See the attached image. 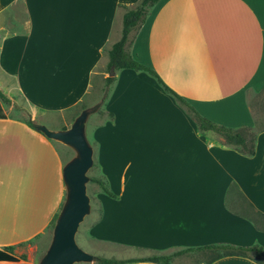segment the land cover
Masks as SVG:
<instances>
[{
	"label": "crops",
	"instance_id": "1",
	"mask_svg": "<svg viewBox=\"0 0 264 264\" xmlns=\"http://www.w3.org/2000/svg\"><path fill=\"white\" fill-rule=\"evenodd\" d=\"M138 2L0 0V30H7L0 85L12 81L37 110L75 107L120 37L124 12ZM18 4L28 24L20 30L11 17ZM130 50L202 116L229 127L254 124L249 98L264 87V0H158ZM113 78L95 137L99 174L116 196L99 194L89 237L120 250L101 257L161 264L141 259L217 243L264 247V218L257 223L249 216L254 209L264 215V131L253 156H245L216 134L199 133L152 75L122 69ZM2 108L0 248L43 233L66 192L57 141L31 118L10 117ZM151 123H165L168 133H154ZM215 254L189 250L169 264H207ZM208 264L257 263L222 256Z\"/></svg>",
	"mask_w": 264,
	"mask_h": 264
},
{
	"label": "rangeland",
	"instance_id": "2",
	"mask_svg": "<svg viewBox=\"0 0 264 264\" xmlns=\"http://www.w3.org/2000/svg\"><path fill=\"white\" fill-rule=\"evenodd\" d=\"M11 17L13 19V22L16 24L15 25L16 30H20L27 27L28 25L27 17L22 10L21 4H18L16 14L12 15ZM5 32H7L6 29L0 30V40ZM8 32H11V30ZM107 61L103 65L97 67V71H96L97 73H95V75L93 76L90 91L88 95L85 97V99L75 107L58 113L37 110L31 107L30 105H28L20 97V95L17 94L16 91L13 89L12 81L10 80L7 82V85L6 84L0 85L1 92L7 99L5 100L0 98V103L3 106L2 110L4 111V113H6L8 116L13 118H23V119L31 118L34 124L44 125L48 129L53 131L70 128L73 122L75 121V119L83 111L86 112V117L83 124L84 134L89 145L93 150L92 165L86 173L87 176L86 192L89 197V210L87 214L84 216L82 222L79 224L75 238L79 247L82 248L84 251L92 255H95L97 257V260L80 261V262H75L74 264H100L99 259L101 258V256H105L109 254L108 253L109 248H112L113 250H120L119 248L117 249L111 246H106V244L92 243V240L89 237L91 227L99 218V212H100L99 194L102 192L99 186L91 179L103 178L99 174V167L97 163L98 142L96 141L95 135L98 132L97 131L98 127L103 125V119L106 117L104 106L113 86V84L111 85L104 84V78L110 76L106 70ZM253 95L254 94L252 93L250 99L253 97ZM252 100L255 104L258 101L257 98L256 99L252 98ZM259 101L263 103L262 105H264V96L261 99H259ZM109 116L111 117V115ZM256 117L258 118L259 121L264 122V109L262 110L261 107H257ZM161 124L163 125H160V123H154V124L151 123V125L148 128L151 130L155 129L154 133L167 134L168 132H162L163 129L167 127V125L165 123H161ZM160 127L162 130L160 129ZM55 141H57L56 143L59 150V154L63 160L64 165L77 156V152L73 147L64 144L61 141L58 140ZM220 142L225 144L223 139L222 141L220 140ZM112 144H113L112 142L109 143V145L111 146L110 148H112ZM144 180L145 179H143L142 181ZM65 200H66V192L63 198V203L65 202ZM52 235H53V226H50L37 237L14 247L13 250L14 255H16L17 257L24 256V260H19V264H40L51 243Z\"/></svg>",
	"mask_w": 264,
	"mask_h": 264
},
{
	"label": "trees",
	"instance_id": "3",
	"mask_svg": "<svg viewBox=\"0 0 264 264\" xmlns=\"http://www.w3.org/2000/svg\"><path fill=\"white\" fill-rule=\"evenodd\" d=\"M158 0H139V2L132 9H127L122 16V26L120 37L110 46L107 50V72L110 74L109 77H106L104 80L105 85H111L114 82L116 73L122 69H131L137 72H146L152 75L157 83L161 85L163 90L171 95L186 111V113L193 119L197 130L199 133L204 134L206 132H212L220 136L224 143L228 146L233 147L239 153L245 156H253L255 152V143L256 138L259 132L264 131V122L259 121L256 117V108L261 107L263 110L264 105L259 101L264 96V87L262 90L256 92L252 98H257V103L255 104L252 98H249V107L254 117V124L252 126L243 125L239 127H229L219 123H216L201 114H199L187 101H185L179 94L175 93L171 88H169L157 75V73L150 69L149 67L143 65L133 58L131 55V45L134 39L136 32L139 27L145 21L146 16L149 13L150 8ZM0 98L6 99V97L0 92ZM260 102V103H259ZM263 106V107H262ZM1 110V109H0ZM112 116V114H111ZM0 117H4L0 115ZM101 191L108 196L115 198V194L109 188L108 182L102 178H92ZM247 202V201H246ZM248 205L252 208L251 203L247 202ZM253 215L249 213L251 219L257 222V217L264 218V215L259 211H252ZM248 214V213H247ZM56 215L51 222L53 226ZM258 223V222H257ZM212 250L216 251V254L210 259V261L222 257V256H243L249 259H252L257 264H264V247L259 244L252 245H236L231 243H217L211 245H205L197 248H186L179 251H176L171 254L166 255H155L146 257L141 260L152 261L161 264H169V259L178 253L187 252L189 250ZM14 246H6L0 248V262H8L10 264H18L19 260H24V256L17 257L13 253ZM132 259L127 260H118L115 258H106L101 257L99 259L100 264H124L126 262H131ZM208 261L207 264L210 262Z\"/></svg>",
	"mask_w": 264,
	"mask_h": 264
},
{
	"label": "water",
	"instance_id": "4",
	"mask_svg": "<svg viewBox=\"0 0 264 264\" xmlns=\"http://www.w3.org/2000/svg\"><path fill=\"white\" fill-rule=\"evenodd\" d=\"M85 117L86 112L83 111L70 128L58 131L35 124L36 129L48 138L61 141L77 152V156L63 166L66 200L56 217L51 243L40 264H74L97 260L95 255L80 248L75 238L79 224L89 210L86 173L92 165L93 150L84 134Z\"/></svg>",
	"mask_w": 264,
	"mask_h": 264
}]
</instances>
